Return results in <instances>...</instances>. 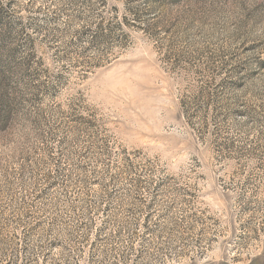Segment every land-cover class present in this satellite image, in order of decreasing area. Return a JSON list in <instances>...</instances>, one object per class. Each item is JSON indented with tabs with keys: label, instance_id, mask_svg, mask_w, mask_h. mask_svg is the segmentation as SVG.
Instances as JSON below:
<instances>
[{
	"label": "rangeland",
	"instance_id": "rangeland-1",
	"mask_svg": "<svg viewBox=\"0 0 264 264\" xmlns=\"http://www.w3.org/2000/svg\"><path fill=\"white\" fill-rule=\"evenodd\" d=\"M1 63L0 264L264 258V0H0Z\"/></svg>",
	"mask_w": 264,
	"mask_h": 264
},
{
	"label": "trees",
	"instance_id": "trees-1",
	"mask_svg": "<svg viewBox=\"0 0 264 264\" xmlns=\"http://www.w3.org/2000/svg\"><path fill=\"white\" fill-rule=\"evenodd\" d=\"M4 67H3V65H2V63L0 64V87H1V85L5 82V80H3V74H4V69H3ZM4 103V101L2 100V103H1V101H0V112H1V104H3ZM1 117H2V119H1V122H3V123H6L8 120H9V114H4V115H1Z\"/></svg>",
	"mask_w": 264,
	"mask_h": 264
},
{
	"label": "snow or ice",
	"instance_id": "snow-or-ice-1",
	"mask_svg": "<svg viewBox=\"0 0 264 264\" xmlns=\"http://www.w3.org/2000/svg\"><path fill=\"white\" fill-rule=\"evenodd\" d=\"M258 264H264V258H261L260 261H258Z\"/></svg>",
	"mask_w": 264,
	"mask_h": 264
}]
</instances>
